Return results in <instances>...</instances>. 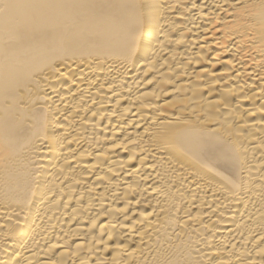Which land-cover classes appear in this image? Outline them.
<instances>
[{
	"label": "bare ground",
	"instance_id": "obj_1",
	"mask_svg": "<svg viewBox=\"0 0 264 264\" xmlns=\"http://www.w3.org/2000/svg\"><path fill=\"white\" fill-rule=\"evenodd\" d=\"M0 264H264V0H0Z\"/></svg>",
	"mask_w": 264,
	"mask_h": 264
}]
</instances>
